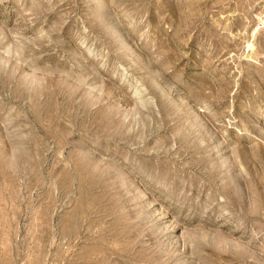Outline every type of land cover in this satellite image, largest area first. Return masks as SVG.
Masks as SVG:
<instances>
[{
    "label": "rangeland",
    "instance_id": "rangeland-1",
    "mask_svg": "<svg viewBox=\"0 0 264 264\" xmlns=\"http://www.w3.org/2000/svg\"><path fill=\"white\" fill-rule=\"evenodd\" d=\"M0 264H264V0H0Z\"/></svg>",
    "mask_w": 264,
    "mask_h": 264
}]
</instances>
